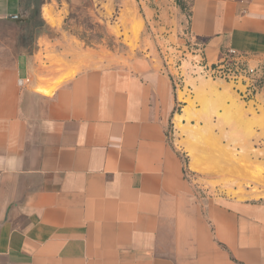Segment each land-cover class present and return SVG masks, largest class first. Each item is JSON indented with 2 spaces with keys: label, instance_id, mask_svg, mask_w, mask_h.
<instances>
[{
  "label": "crops",
  "instance_id": "0c3cea01",
  "mask_svg": "<svg viewBox=\"0 0 264 264\" xmlns=\"http://www.w3.org/2000/svg\"><path fill=\"white\" fill-rule=\"evenodd\" d=\"M182 1L163 22H189L209 56L264 61V0ZM35 12L0 0V264H264V200L196 199L162 66H78L84 50L37 35Z\"/></svg>",
  "mask_w": 264,
  "mask_h": 264
},
{
  "label": "rangeland",
  "instance_id": "374dc122",
  "mask_svg": "<svg viewBox=\"0 0 264 264\" xmlns=\"http://www.w3.org/2000/svg\"><path fill=\"white\" fill-rule=\"evenodd\" d=\"M26 1L36 8L37 35L44 31L58 49L66 45L69 56L84 50L78 66H127L139 58L162 66L175 99L167 140L199 202L264 200V61L230 48L209 56L189 22H163L161 5L171 0ZM44 7L57 23L43 16Z\"/></svg>",
  "mask_w": 264,
  "mask_h": 264
},
{
  "label": "bare ground",
  "instance_id": "6f19581e",
  "mask_svg": "<svg viewBox=\"0 0 264 264\" xmlns=\"http://www.w3.org/2000/svg\"><path fill=\"white\" fill-rule=\"evenodd\" d=\"M44 16H45V18H47V20H49L50 22H54V20H53V16H52V13H51V11H50L49 9L45 8V10H44ZM61 81H62V79H59V80H57L56 82H54L51 86H45V85L43 86V85H40V86L38 87L37 90H38L39 92L43 93V94L51 95V94L53 93L54 89L56 88L57 84H59ZM202 83H203L204 86L206 85V83H205L204 81H203ZM218 89H219V88H218ZM213 91H214V90H213ZM186 100H187V99H186ZM185 111H187V110L185 109ZM187 112H188V111H187ZM185 115H186V114H185ZM182 117H183V115H182V116H178L179 124H180V122H181ZM189 132H191V131H189ZM193 154H194V153H193ZM195 156H196V155H195ZM192 162H193V161H192ZM192 167H193L195 170H196V169L199 170L200 166L198 165L196 159H195V162L192 163Z\"/></svg>",
  "mask_w": 264,
  "mask_h": 264
},
{
  "label": "built area",
  "instance_id": "2783aa9c",
  "mask_svg": "<svg viewBox=\"0 0 264 264\" xmlns=\"http://www.w3.org/2000/svg\"><path fill=\"white\" fill-rule=\"evenodd\" d=\"M229 51L230 52H233V53H236L237 52V50H235L234 48H230Z\"/></svg>",
  "mask_w": 264,
  "mask_h": 264
}]
</instances>
